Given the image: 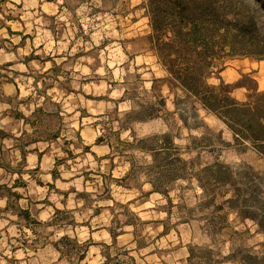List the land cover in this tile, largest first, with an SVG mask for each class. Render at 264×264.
<instances>
[{"label":"clouds","instance_id":"9594fccd","mask_svg":"<svg viewBox=\"0 0 264 264\" xmlns=\"http://www.w3.org/2000/svg\"><path fill=\"white\" fill-rule=\"evenodd\" d=\"M0 264H264V0H0Z\"/></svg>","mask_w":264,"mask_h":264},{"label":"trees","instance_id":"16d2710c","mask_svg":"<svg viewBox=\"0 0 264 264\" xmlns=\"http://www.w3.org/2000/svg\"><path fill=\"white\" fill-rule=\"evenodd\" d=\"M176 3L179 5V4H182L184 3V0H176ZM185 11H187V9H185Z\"/></svg>","mask_w":264,"mask_h":264},{"label":"rangeland","instance_id":"374dc122","mask_svg":"<svg viewBox=\"0 0 264 264\" xmlns=\"http://www.w3.org/2000/svg\"><path fill=\"white\" fill-rule=\"evenodd\" d=\"M258 2H259V0H258Z\"/></svg>","mask_w":264,"mask_h":264}]
</instances>
